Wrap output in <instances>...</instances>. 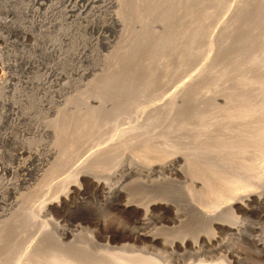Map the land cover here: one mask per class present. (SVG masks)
I'll return each mask as SVG.
<instances>
[{
	"label": "bare ground",
	"instance_id": "1",
	"mask_svg": "<svg viewBox=\"0 0 264 264\" xmlns=\"http://www.w3.org/2000/svg\"><path fill=\"white\" fill-rule=\"evenodd\" d=\"M65 1L68 12L84 14L83 28L111 29L116 39L100 64L82 72L89 77L96 70L86 84L42 87L29 80L12 87L11 96H0V125L8 118L6 110L15 107L23 121L41 122L35 129L43 126L50 138L35 186L20 192L0 219L5 247L0 264H155L124 251L93 253L77 231L58 219L47 221L56 232L40 229L26 241L39 217H47L83 186L115 206L116 196L132 182L147 198L118 204L143 215L142 224L159 222L164 234L144 230L135 232L136 238L181 249L177 259L183 264L225 263L218 248L204 249L200 243L227 231L242 236L247 225L235 212L245 210L251 199H257V207L264 204V0H108L98 6L102 0ZM13 3L0 0V9H11ZM16 10L7 11L0 25L18 27ZM20 30L23 38L30 32ZM47 47L53 50L56 44ZM2 59L1 69L6 65ZM19 60L27 67L34 62L25 54ZM1 84L6 88L9 83ZM46 113L51 117L41 120ZM2 135L4 144L12 146L11 132ZM9 169L0 160V176ZM170 187L197 214H150L155 208L172 209L171 201L154 198ZM192 219L205 226L194 236L186 231ZM234 259L243 264L239 254Z\"/></svg>",
	"mask_w": 264,
	"mask_h": 264
},
{
	"label": "rangeland",
	"instance_id": "2",
	"mask_svg": "<svg viewBox=\"0 0 264 264\" xmlns=\"http://www.w3.org/2000/svg\"><path fill=\"white\" fill-rule=\"evenodd\" d=\"M107 1L108 0H102L98 3H95V5L98 6L102 3H106ZM78 3V5L76 4V8H79V6L82 4L81 1H79ZM28 5L29 7H31L30 9ZM53 6L55 8H53ZM68 7V3L65 0H15V3H13L11 9L2 5V8L0 9V18L7 16V11L17 9L16 11L18 12V18L15 16V20L19 22V26L16 28H10L0 25V54H2L0 56L3 58L2 60L6 64H3V66H5L4 68L1 69L0 67V82H2L1 86L3 87L9 83L6 88L0 87L1 97L10 95V93L13 92L12 87L19 88L20 85L23 87L29 80H36V82H39V85H41L42 87H58V84L61 83L62 84L60 86L71 84L72 87H76L86 84L87 80L89 81L92 76L95 75L94 73H96V70H93V73H91L92 76L89 75V77L83 76L82 72H85V68L87 70L88 68L95 67L97 66V64L101 63V57L109 53L111 45L116 39V34L111 29L94 31L83 28L85 23L81 18L84 17V14H78V12L70 13L67 10ZM58 13H60L62 16ZM54 15H56V18L54 17ZM63 15L65 16V19ZM75 16L79 17L77 18ZM8 17H12V15H9ZM70 19L71 21L69 24L68 20ZM24 21L27 23H23ZM21 27L29 29L30 31H28L29 34H27V37L25 36V38H23V33L20 30ZM109 41H111V44L105 46V42ZM50 43L56 44V48L50 50L47 47ZM60 52L63 54H60ZM24 54L28 57H31L34 61L31 67H27L25 64H23L22 61L19 60V57ZM57 54H59L58 57L56 56ZM84 54L88 55V57H84ZM60 59L62 61H60ZM7 64L11 65L8 66ZM54 72L57 73L58 76L55 75ZM36 77L41 78V80L38 78L36 79ZM63 77L66 79H64ZM24 78L25 80H23ZM5 82L6 84H4ZM11 84L12 86H10ZM9 109L6 110V112H9H7L8 118L6 120L4 119L0 125L2 126L0 127V138L6 131H10L14 143H12V146L11 143L4 144V142L0 139V151L5 149L8 153L4 156L0 155V160L3 161V163L8 166V168H10L9 171L2 174L3 176H0V219H2L5 216L4 213L12 207L14 201L19 197L20 192L27 193L35 186L37 182L36 177L43 171V169H45L44 157H46L47 153V151H45L46 144L47 141L49 142L50 140L49 136L43 130V126H38L35 129L36 123L39 124L41 122H34L31 124L29 120L23 121L21 119L20 113L16 111L17 109L15 107H10ZM0 113L1 119L3 118L1 110ZM47 115L51 117L52 114L49 115L46 113V115L42 117L41 120H43ZM17 121L19 126L17 125ZM21 147L25 148L24 152L20 150ZM6 158L8 159V161ZM116 177L119 178L118 175ZM116 177L108 178L107 181L113 182L114 179H117ZM123 191V194H119L116 196V200L119 204H123L126 201L138 204L141 203L145 199V197L147 198L146 191H144L143 188L135 185L134 182L130 183V185L128 184V186H125ZM173 191V187H170L167 189V191L164 190V194L158 195L159 197L156 195L154 196V198L157 200L161 198L165 201H171L170 203H172L173 206L172 209L155 208L150 211V214H154L156 217H160V215L162 214H172L174 211L179 212V214H197L190 207L186 206L183 200L180 199V196H177V194L173 193ZM76 193L70 195L68 199L65 200L67 202L61 201L58 203V205H55L51 209V212L47 217H39V222L34 225L32 233L26 241L29 242L33 237H35L40 229L41 232H43L42 230H49L50 227L52 229L50 222H47L49 221L48 218H52L54 221H57L58 219L57 222H59L60 225H64L71 230L73 229L74 232L77 231L75 233H77L79 237H82L88 248L93 251V253L111 254L122 253V251H124L123 254L126 255L147 257L155 264H183L182 262L184 260L177 259L180 258L177 257V254H181V249L177 247H171L167 243H153L151 245V243H149L146 239L135 237V232L144 233V230L146 231V233L154 232L153 234L164 236L163 231H161L159 227V222H150V220H148L150 224H148L147 222L146 224H142L141 222L143 221V215L141 216V214H137L132 207L124 208L118 203L115 206L110 205L109 203L105 204L101 199L102 196H100V194H98L96 191H93V189L91 188H85L83 186L81 192L78 191ZM262 197L264 198V194L262 195ZM255 200L257 199L249 200L247 203V208H245V210L242 209L235 212V214L239 215L240 218L244 221V225H247V227H245V233H243L242 236L237 237L235 236L234 232L230 231L217 233L218 237L216 236L215 238H213L215 241H212L211 239L204 244L200 243L201 247L204 249H207L208 247L218 248L220 255L223 257H221V260L225 258L227 259V261L223 260L225 262L223 264H234L235 262H233L232 260H235L234 258L238 256V254L239 257L244 260L243 264H264V247H261L262 241H264V204L257 207L258 203ZM37 204V202L34 204V208ZM59 215H61L60 217H62L63 219L58 218L57 216ZM62 221L66 222V224H63ZM152 223H154L155 225ZM193 224L196 226H194ZM43 225L45 227H43ZM188 225L189 227L187 228H189L191 231H189V229L186 231L188 232V235L191 236H194V234L200 230L202 232V230L205 228V226L201 224L200 221H197L195 219H192ZM258 226H260V228ZM158 230H160L161 232H158ZM53 231L56 232L55 230ZM3 234H5V236L8 235V233ZM231 234H233L235 237ZM160 245L163 247V249ZM256 245L258 246L256 247ZM3 247L4 245H2L0 241V250H5V247ZM227 251H230V253H228Z\"/></svg>",
	"mask_w": 264,
	"mask_h": 264
}]
</instances>
